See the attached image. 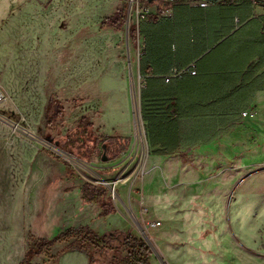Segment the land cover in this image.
Returning a JSON list of instances; mask_svg holds the SVG:
<instances>
[{"label": "rangeland", "instance_id": "374dc122", "mask_svg": "<svg viewBox=\"0 0 264 264\" xmlns=\"http://www.w3.org/2000/svg\"><path fill=\"white\" fill-rule=\"evenodd\" d=\"M127 9L128 0H0V264H21L33 241L81 226L145 241L144 233L151 264H178L166 261L161 229L149 225L160 219L161 206L142 199L146 158L143 169L132 160L135 105L145 126L140 42ZM84 117L91 133L85 158L76 148L69 154L76 163L61 147ZM248 164L235 191L244 203L230 205L232 244L242 240L244 260L264 264V153ZM104 182L116 184L115 194ZM88 185L103 192L98 202L82 200ZM70 243L46 249L30 264H89Z\"/></svg>", "mask_w": 264, "mask_h": 264}, {"label": "crops", "instance_id": "0c3cea01", "mask_svg": "<svg viewBox=\"0 0 264 264\" xmlns=\"http://www.w3.org/2000/svg\"><path fill=\"white\" fill-rule=\"evenodd\" d=\"M148 2L137 59L143 202L161 206L167 262L248 264L230 205L244 203L238 174L264 153V0ZM191 65L196 75L165 81Z\"/></svg>", "mask_w": 264, "mask_h": 264}, {"label": "trees", "instance_id": "16d2710c", "mask_svg": "<svg viewBox=\"0 0 264 264\" xmlns=\"http://www.w3.org/2000/svg\"><path fill=\"white\" fill-rule=\"evenodd\" d=\"M105 23L107 21L103 25ZM131 41L132 43L136 42L135 33L131 34ZM91 126L92 124L87 118H82L74 138L61 149L70 155H75L73 148H76L80 152L76 155L85 158L84 150H86V142L90 138ZM102 196L103 192L94 186L88 185L82 189V200L87 203H96ZM107 214L106 211L103 212V215ZM61 242H71L69 249L85 253L88 256L89 264H151L153 254L145 241L131 233L111 232L98 235L91 228L81 226L69 228L52 240L38 239L33 241L21 264H30L35 256Z\"/></svg>", "mask_w": 264, "mask_h": 264}, {"label": "built area", "instance_id": "2783aa9c", "mask_svg": "<svg viewBox=\"0 0 264 264\" xmlns=\"http://www.w3.org/2000/svg\"><path fill=\"white\" fill-rule=\"evenodd\" d=\"M148 1L149 0H128V9H127V12H128L127 22L128 23L127 24L129 25V27L135 26L137 28L139 40H140V35H139L140 24L145 18L149 17L152 14L151 10H150V4ZM162 1L167 3V4H174V3L178 2L179 0H162ZM201 5L207 6L208 4L202 3ZM138 54H139V56H141V54H142L141 46L138 48ZM196 74H197V72L195 70V65H191L187 68H175L170 72V74H168L165 81L167 83H169L174 79H181L185 76L196 75ZM3 98H4V96H3L2 92L0 91V104L3 100ZM246 114L247 113H244L243 116H246ZM133 120L135 123L134 118H133ZM143 134H144V149H139L138 146L136 148L135 140H134V145H133V149H132V152H134L133 153L134 157L132 160H136V162L138 163V159H139V162H141L140 167H139L140 169H143L142 164H143L144 159L146 158V150H145L146 133H145L144 129H143ZM111 187H112V185H111ZM113 193L115 194V190ZM149 225L151 228H158L160 226V223L159 222H151Z\"/></svg>", "mask_w": 264, "mask_h": 264}, {"label": "bare ground", "instance_id": "6f19581e", "mask_svg": "<svg viewBox=\"0 0 264 264\" xmlns=\"http://www.w3.org/2000/svg\"><path fill=\"white\" fill-rule=\"evenodd\" d=\"M44 68V67H43ZM135 105V104H134ZM134 110V112H136V114H134V116L135 117H133V115H132V117L135 119V123H134V135H135V143H136V148H137V146L139 147V149H144V134H143V128H142V123H141V120H140V118H139V116H138V114H137V105H135L134 106V108H133ZM20 127V126H19ZM18 129V128H17ZM21 131V130H20ZM28 133V132H27ZM65 154V153H64ZM66 156H69V155H67V154H65ZM69 157H71V156H69ZM73 162H76V163H78V161L76 160V159H74V158H70ZM81 163V162H80ZM108 184H110V185H112V187L114 188V190L116 189V184H114L113 182L112 183H110V182H107ZM140 229H141V231H142V228L141 227H139ZM139 229V230H140Z\"/></svg>", "mask_w": 264, "mask_h": 264}, {"label": "water", "instance_id": "95a60500", "mask_svg": "<svg viewBox=\"0 0 264 264\" xmlns=\"http://www.w3.org/2000/svg\"><path fill=\"white\" fill-rule=\"evenodd\" d=\"M128 23V22H127ZM29 137H31V138H33L34 136L32 135V134H28V133H26ZM61 151V150H60ZM65 153V152H64ZM67 154V153H66ZM67 155H69V154H67ZM70 156V155H69ZM103 184H105L106 186H108L109 188H110V190L112 191V192H114V189L111 187V185L110 184H108L107 182H104ZM142 237H143V239L145 240V242L147 243V245L150 247V245H149V241H148V239H147V237L145 236V234L144 233H142Z\"/></svg>", "mask_w": 264, "mask_h": 264}]
</instances>
